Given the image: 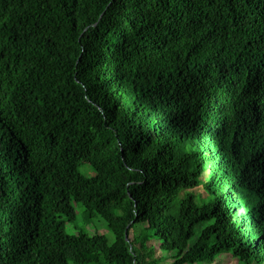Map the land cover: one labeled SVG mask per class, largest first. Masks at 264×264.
<instances>
[{"label": "trees", "instance_id": "16d2710c", "mask_svg": "<svg viewBox=\"0 0 264 264\" xmlns=\"http://www.w3.org/2000/svg\"><path fill=\"white\" fill-rule=\"evenodd\" d=\"M263 131L264 0H0V264H264Z\"/></svg>", "mask_w": 264, "mask_h": 264}, {"label": "rangeland", "instance_id": "374dc122", "mask_svg": "<svg viewBox=\"0 0 264 264\" xmlns=\"http://www.w3.org/2000/svg\"><path fill=\"white\" fill-rule=\"evenodd\" d=\"M80 173L85 174L86 176L90 177L93 175V171L87 167H80ZM206 177V173L204 174ZM195 193H199L200 195L203 194V190L201 187H198L193 190ZM183 191L179 194V199L183 196ZM75 211L77 213V221L75 223H68L66 225V232L68 234H77L79 228L84 224L83 215L81 213V208L79 206H75ZM86 231L89 235H93L95 233L104 235L109 243L113 242V235L112 233L105 227L104 223L97 217H94L90 224L85 227ZM149 244L155 245L157 248V243L151 242ZM159 255V252L158 254ZM164 264H170V261H166ZM213 264H238V260L233 258L231 254H222Z\"/></svg>", "mask_w": 264, "mask_h": 264}, {"label": "clouds", "instance_id": "9594fccd", "mask_svg": "<svg viewBox=\"0 0 264 264\" xmlns=\"http://www.w3.org/2000/svg\"><path fill=\"white\" fill-rule=\"evenodd\" d=\"M261 137H262V147L260 148L259 152V159L261 158V161L264 160V131L261 133Z\"/></svg>", "mask_w": 264, "mask_h": 264}, {"label": "water", "instance_id": "95a60500", "mask_svg": "<svg viewBox=\"0 0 264 264\" xmlns=\"http://www.w3.org/2000/svg\"><path fill=\"white\" fill-rule=\"evenodd\" d=\"M125 239H127V236H125Z\"/></svg>", "mask_w": 264, "mask_h": 264}]
</instances>
